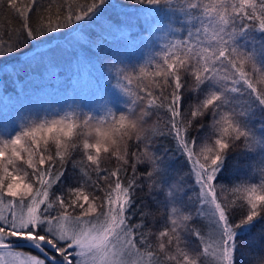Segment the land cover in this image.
<instances>
[{"label": "snow or ice", "instance_id": "snow-or-ice-1", "mask_svg": "<svg viewBox=\"0 0 264 264\" xmlns=\"http://www.w3.org/2000/svg\"><path fill=\"white\" fill-rule=\"evenodd\" d=\"M130 4L3 0L0 79L59 85L69 50L76 72L39 112L18 91L11 129L0 112V264H240L264 222V0ZM114 40L99 67L80 54Z\"/></svg>", "mask_w": 264, "mask_h": 264}, {"label": "trees", "instance_id": "trees-1", "mask_svg": "<svg viewBox=\"0 0 264 264\" xmlns=\"http://www.w3.org/2000/svg\"><path fill=\"white\" fill-rule=\"evenodd\" d=\"M118 2L126 5L125 11L129 13L136 12V7L131 6L130 0H118ZM2 4H3V0H0V6H2ZM2 19H7V17L5 16ZM119 19L120 17L113 14L114 21L118 22ZM139 31L141 30L138 28L133 31L134 38L136 33ZM61 41L65 42L64 39H61ZM61 44L63 43L55 44V42H53L52 46L55 47L56 45H61ZM118 49L122 50L123 45L119 41L114 40L105 43L103 54H99L96 50L93 49H87V50H83L82 55L87 57L89 60H91L99 67L104 59V55H112ZM149 54L150 52L148 48H146L143 44H140L136 49H133L128 53L126 61L130 65L137 63L142 64L147 59ZM63 59H65V57L61 58V60ZM42 71L43 70H38L37 73H32L30 76L27 74V84L23 88V94H27V96L33 100V105L31 107L37 112L42 111L44 108L49 107L50 98L47 97L46 95L47 93L54 92L56 87L58 86L59 91L56 92L55 99H60L63 96L64 91L69 87V81L74 78V76L70 75V73L62 72L60 73V77H62V83H60L59 85H53L41 77ZM99 74L100 73L98 72L97 75ZM107 75H108L107 72H105V76ZM16 97L14 99V103H12L7 107V111L10 114L8 121L10 129L16 125L22 114H26V111L29 107L28 105H25L24 108H21L19 104H17ZM2 124H3V120L0 119V125ZM238 155H239V150H238ZM69 171H71V164H69ZM248 175H249V170L246 167H244V164L242 162L238 168L229 170V172L226 175L225 182L229 183L230 185V182L232 180H236L238 177L244 178ZM155 223L156 226L159 227V221L157 220L155 221ZM201 226L206 230V225L202 224ZM240 239L242 241V244L238 254V260L240 264H249L250 255H255L256 253L264 250V222L256 223L255 226L251 229V231L245 233Z\"/></svg>", "mask_w": 264, "mask_h": 264}, {"label": "rangeland", "instance_id": "rangeland-1", "mask_svg": "<svg viewBox=\"0 0 264 264\" xmlns=\"http://www.w3.org/2000/svg\"><path fill=\"white\" fill-rule=\"evenodd\" d=\"M53 42H55V44L63 43L61 44V46L65 48L67 47L66 41L62 42L61 39L53 40L52 45ZM80 54L82 55L83 51ZM63 57H65V59L61 60V58ZM58 66H59L58 67L59 73L67 72L70 73V75L73 76L75 75L76 66L74 63V56L71 54L70 50L69 52L61 53L58 55ZM9 67H11V65ZM80 71L83 73L86 71V69L81 68ZM28 75L30 76L31 74ZM41 77L43 78V75H41ZM26 84H27V75L24 74L21 75L20 80H15V77L2 79V81L0 79V112L5 110L4 109L5 104L8 107L12 103H14V99L17 96V92L22 90L23 93V88L24 86H26Z\"/></svg>", "mask_w": 264, "mask_h": 264}]
</instances>
